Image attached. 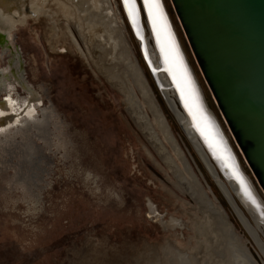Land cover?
Segmentation results:
<instances>
[{
	"label": "rangeland",
	"instance_id": "374dc122",
	"mask_svg": "<svg viewBox=\"0 0 264 264\" xmlns=\"http://www.w3.org/2000/svg\"><path fill=\"white\" fill-rule=\"evenodd\" d=\"M53 1L43 0V12L16 23L6 51L0 46L1 70L14 58L12 66L0 72V105L4 101L12 111L19 112L27 101L31 103L29 114L19 117L16 124L23 130L0 135V264H93L103 251L127 256L128 260L120 264H158L170 250L202 258L195 250L200 240L194 223L200 216L196 202L175 186L172 168L139 127L141 121L128 104V94L96 68L75 26ZM107 1L117 16L131 60L140 69L149 98H153L178 152L208 198L225 213L251 257L257 264H264L263 253L166 104L120 0ZM164 2L210 108L264 200L216 114L171 2ZM127 80L141 115L174 158L175 166L182 168L155 123L154 110L133 80ZM10 83L14 85L8 89L11 97L7 98L3 89ZM2 113L0 108V116ZM45 143L52 146L45 147ZM36 144L43 147L39 151L41 160L32 167L26 159L36 156ZM36 175L34 185L32 177ZM219 178L225 181L221 173ZM11 184L29 191L27 199L21 190H12ZM32 187H36L37 199L30 198ZM171 220H176L175 227L162 226ZM257 232L264 241L263 233Z\"/></svg>",
	"mask_w": 264,
	"mask_h": 264
},
{
	"label": "water",
	"instance_id": "95a60500",
	"mask_svg": "<svg viewBox=\"0 0 264 264\" xmlns=\"http://www.w3.org/2000/svg\"><path fill=\"white\" fill-rule=\"evenodd\" d=\"M169 1L174 8L176 20L182 27V34L188 42V49L193 55V62L199 69L201 80L208 87L216 114L222 119L233 145L239 152L241 161L248 167L264 198V0ZM22 2L26 4L27 0H22ZM120 3L127 22L139 42L142 56L166 104L179 122L181 130L211 175L216 179L219 188L239 218L244 217V220L251 225L235 201L233 193L244 207L232 186L233 180L228 179L222 171L224 170L223 165L225 164V167L233 173L235 171L238 174L241 173L247 182H250V188L252 187L256 193L258 191L241 167L228 136L208 104L164 0H158V8L154 4L152 5L151 14L148 12L146 0H128L127 3L125 0H120ZM153 6L160 18L169 41L168 45L174 55H172L175 69L173 70L180 77L178 75L176 78L173 77L171 68L167 64L165 48L152 18L154 15ZM152 50H154V54H152ZM96 68L98 69L97 66ZM127 68L129 67L127 66ZM98 70L113 82L115 87L124 88L128 93L130 92L131 97L129 99L133 98L128 89L127 78L126 80L123 78V87H120L119 83L110 79L102 70ZM166 78L168 79L166 80ZM165 91L169 93L172 102L166 97ZM128 104L130 105L129 102ZM173 106L175 109L172 108ZM176 110L189 115L190 124L185 127L184 122L177 116L176 112L178 111ZM19 128L21 129V124L6 128L0 131V135ZM188 130L193 133L196 131L195 136L198 145L202 148L199 149L195 145ZM36 146L38 148L36 147V156H32L33 160L26 159L32 167L38 166L37 164L41 160L40 152L43 147L37 144ZM51 146L45 143V147ZM219 173L228 185L219 178ZM37 177L38 175L32 177L34 185L37 183ZM235 177L237 178V176ZM10 186L12 190L15 188L21 190L24 198L27 199L29 191L23 190L19 184H11ZM35 188H31L30 198L37 199ZM186 191L188 193V190ZM206 197L208 196L206 195ZM258 198L264 205V201L259 195ZM210 201L209 206L216 207L211 199ZM244 208L246 209V207ZM246 211L249 213L247 209ZM220 215L223 223L229 226L234 235L240 239L222 210H220ZM251 218L255 225L253 217ZM241 222L244 225L242 219ZM162 226L164 228L169 227L164 223ZM242 245L245 259L251 264H257L244 244ZM167 252L163 260L158 259V264H190L191 262L188 254H182L178 250ZM175 252L178 253V258L173 255ZM99 255H101L100 258L93 264H120L128 260L127 256L107 255V251H103ZM219 258L220 256H218Z\"/></svg>",
	"mask_w": 264,
	"mask_h": 264
},
{
	"label": "bare ground",
	"instance_id": "6f19581e",
	"mask_svg": "<svg viewBox=\"0 0 264 264\" xmlns=\"http://www.w3.org/2000/svg\"><path fill=\"white\" fill-rule=\"evenodd\" d=\"M100 4L101 3L98 0H93L91 3V5L96 6V7ZM146 4H147L148 12L149 14H151L153 4L150 5L148 2ZM76 6H77V10L81 12L80 21L83 22L84 19H82V11L87 10L89 7V4L86 0H77ZM106 6H107V21H104L102 19L99 20V17L97 16L93 17V20H94L93 25L95 28H97V30H100V32L107 30V34H105L107 35V39L102 40V38H98L96 40H93V43L91 45L93 48L92 55L96 56V59L94 60L93 58L92 60L94 64L98 67V69L102 70L105 74H107L110 79L119 83L120 87H123L122 85L123 78L125 80L126 78L133 80V83H135V85L138 87L140 93L143 96V99L149 105V108L152 111L154 110L153 113H154L155 123H157L160 131L164 134L165 133L164 127H166L167 130H169V128L166 125L161 114L157 110L153 98H149L148 93L150 92L145 86L144 78L140 72V69H138V67L131 60V57L129 54V48L127 47L125 36L123 35L121 29L119 28L117 24V16L113 12L112 8L110 7L109 1L106 2ZM61 7L65 9L67 7L66 11H68L69 7L71 8V2H69V0H61ZM150 8H151V11H150ZM153 12H154V15H152V18H153L155 26L157 27V31L159 32V38H161L160 40L163 43L164 48H165V54H166V58L168 61L167 64L171 68V73L173 77L176 78L178 74L176 75V71H174L175 70L173 66L174 64L172 62L173 53L171 51L170 46L168 45L169 44L168 38L166 36L165 30L161 24L160 18L158 14L156 13L154 6H153ZM72 19L73 18L70 14L67 20L71 24L73 23ZM110 32L111 33L114 32V33L111 34ZM117 39L121 44V48H117V46L114 44V42H118ZM152 54H154V50H152ZM127 66L129 68H127ZM167 79L168 78H166V80ZM122 89L125 93L128 94V98L131 97L130 92L128 93L126 89L124 88ZM164 93L166 97L169 99V101L172 102V99L170 98L169 93H167V91H165ZM129 103H130V108L132 109V112L136 114L138 116V119H140L141 121V123L139 124V127L143 130L147 126L150 127V136L152 135L154 138H156L161 154L163 155L164 161L173 170L174 177L176 179L174 182L175 186L185 192H187L186 190H188V193L193 197L194 201L196 202L195 210L197 211V213H199L200 216L195 217L194 223L196 227L195 228L196 235L198 236L200 240L197 243L198 246L195 250L197 251V253L202 254V258L199 259L194 255L193 256L189 255V258L191 259L190 264H251L244 257L245 255H244V250L242 248L243 247L242 241L234 235V233L231 231L229 226L223 223V219L220 215L219 208L216 205H215L216 207L209 206V202H211L210 199L206 197V194L203 192V189L200 183L196 179L195 175L193 174V172L191 171V169L189 168V166L187 165L183 157H181L180 153L178 152V149H176L175 152L177 154V157L181 160L183 167H185L184 168L185 171L182 170L180 167L175 166L174 158H172L171 155L165 151V147L163 143L161 142L159 136L152 131L149 121H147V119L141 115L142 113L139 110V107L136 104V101L133 98H130ZM172 108L175 109L174 106ZM176 114L181 119V121L184 122L185 127L188 124H190L189 115H186L184 112L181 113L180 111L176 112ZM168 132H170V130ZM195 132L193 133L188 130V133H190L189 135L190 138H193V142L200 149L202 148V146L200 147V145H198ZM168 134H170L171 136V133H167V135ZM162 151H164L163 152L164 154L162 153ZM223 167H224V170L222 171L227 176L226 170H225V164L223 165ZM231 177L232 176L230 175V178ZM233 187L236 189L235 191H237L238 194L241 191L240 197L244 199L245 204H247L249 208H251V212H252V215L254 216L255 221L258 224H260L262 220L260 221L261 216L257 210L259 208L257 209L255 208V205H254L255 202L253 199H249L250 195L248 193L247 195L246 192L244 191L245 188L243 184L233 183ZM248 187L250 189V186ZM156 219L161 220L158 215ZM170 223L177 224L176 220H171ZM254 238L257 240L256 237ZM201 247L203 249L202 252H201ZM177 254L178 253L176 252L175 254H173L175 255V258H178ZM218 256H220L219 259H218Z\"/></svg>",
	"mask_w": 264,
	"mask_h": 264
},
{
	"label": "flooded vegetation",
	"instance_id": "af4514ba",
	"mask_svg": "<svg viewBox=\"0 0 264 264\" xmlns=\"http://www.w3.org/2000/svg\"><path fill=\"white\" fill-rule=\"evenodd\" d=\"M42 1L43 0H27V2L25 4L24 2H22V0H0V34H1L0 35V46L4 47L3 50L6 51L7 48H9L8 45H7L8 37L10 36V32L14 28L16 23L25 21L27 19V16L36 15V13L43 12L44 8H43ZM86 1L88 2L89 7H88L87 10L82 11V19H84L83 22L80 21L81 12L79 10H77V6H76L77 0H69V2H71V8L69 7L70 10L68 9V11H66L68 6L66 7V9L61 7V0H54L53 2L60 9V12L65 15L66 19L71 14V16L73 18L72 19L73 20L72 24L75 26L76 31L79 34L82 42L84 43L90 58H92V59L94 58V60H95L96 56L92 55L93 54V48H92L91 45L93 43V40H96L98 38H102V40H104V39L106 40L107 39V35H105V34H107V30L106 31H102V32H100V30H97V28H95L94 25H93L94 24L93 17L97 16V17H99V20L102 19L104 21H107V6H106L107 0H98L101 4L98 5L97 7L91 5L93 0H86ZM112 33H114V32H112ZM117 41H118V39H117ZM114 44L117 46V48H121V44H120L119 41L118 42H114ZM6 45H7V48H5ZM104 61H106V60H104ZM13 62H14V58L12 57V59H9L8 68H5V70H8L12 66ZM5 70L4 69H2V70L0 69V72L5 71ZM13 85H14L13 83H10L8 88L3 89V91L7 92L8 95H9V96H7V98L11 97V93H10V91L8 89H10V87H13ZM3 102L4 101H2L1 105H0V108H1V110L3 112L1 114V116H0V130L6 129V128H12L13 126H15L17 124L19 117H22V116H25V115L29 114L28 111H27V108H31L30 101H27V104L25 105V107L19 112L12 111V109L9 108L7 106V104H5ZM43 110H45V109H43ZM46 110H48V109H46ZM164 128H165V133L163 134L161 132V134L164 137V139L166 140V142L172 147L174 153L176 154V152H175L176 149H177L176 143H175L174 140H172L170 134L167 135V133H170V132H168L169 130H167L166 127H164ZM144 130H145V132H147V137L149 138L151 143L154 145L156 150L158 152H161L156 138H154L152 135L150 136V127L147 126L146 128H144ZM159 131H160V129H159ZM60 136H61V133H60ZM167 138H168L169 141L167 140ZM184 168L185 167H183V164H182V168L181 169L184 170ZM225 170H226L227 178H229L230 180L231 179L233 180L231 182L232 186H233V183L243 184V186L245 188L244 191L246 192V194L248 193L250 195V197L248 196L249 199H253L254 200V202H255L254 205H255L256 209L259 208L257 210H258V212H259V214L261 216L260 221L262 220L260 224H258L255 221L254 216L252 215V212H251V208H249V206L247 204H245L244 199H242L240 197L241 196V194H240L241 191L239 192V194L236 191V193H237L238 197H240V200L243 203L244 207H246V209L249 211L251 217H253V219H254V221L256 223L255 224L256 227L249 225V223H247V221L244 220L245 219L244 217L243 218L241 216L240 217H241L242 221L244 222V226L246 227L248 232L251 234V236L252 237L254 236V237L257 238V240H256L253 237V240L256 242V244H258L259 249L261 248L260 251L263 248V250L261 252L264 255V241L259 237V235L257 233V231L259 229L263 233V236H264V215H263L264 214V212H263L264 211V205L258 198L259 194L256 193L255 190L252 187L249 189L248 186H250V182L248 183L247 180L244 177H241L239 175L240 173L238 174L237 171H235L233 173V171H231L230 169H228L226 167H225ZM233 170H234V168H233ZM230 175L232 176L231 178H230ZM234 175L237 176V178ZM246 186H247V188H246ZM151 209H152L151 213L154 214L155 218H156L157 217V213H156L155 209L154 208H151ZM260 211H261V213H260ZM167 225H169V227H175L177 224H175V223L173 224V223L168 222Z\"/></svg>",
	"mask_w": 264,
	"mask_h": 264
},
{
	"label": "snow or ice",
	"instance_id": "6c2138e0",
	"mask_svg": "<svg viewBox=\"0 0 264 264\" xmlns=\"http://www.w3.org/2000/svg\"><path fill=\"white\" fill-rule=\"evenodd\" d=\"M125 2L127 3L128 0H125ZM146 2H148L150 5L154 4L157 8L159 7L158 0H146Z\"/></svg>",
	"mask_w": 264,
	"mask_h": 264
}]
</instances>
